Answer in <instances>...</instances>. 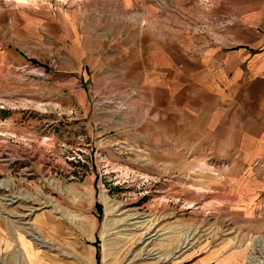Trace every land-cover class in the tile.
Masks as SVG:
<instances>
[{
  "label": "rangeland",
  "instance_id": "374dc122",
  "mask_svg": "<svg viewBox=\"0 0 264 264\" xmlns=\"http://www.w3.org/2000/svg\"><path fill=\"white\" fill-rule=\"evenodd\" d=\"M210 9L0 0V264H264V142Z\"/></svg>",
  "mask_w": 264,
  "mask_h": 264
},
{
  "label": "crops",
  "instance_id": "0c3cea01",
  "mask_svg": "<svg viewBox=\"0 0 264 264\" xmlns=\"http://www.w3.org/2000/svg\"><path fill=\"white\" fill-rule=\"evenodd\" d=\"M231 1L211 0L208 15H213L215 20L235 24L223 33L222 43H209L207 48L233 49L232 56L240 54L245 59L244 62L237 60L233 63L234 72L229 73L227 78L233 81V101L239 103L240 111L254 119V132L261 134L254 140L264 142V62L258 60L262 55L258 50L264 46V0H233L230 5ZM251 22L258 26L251 25ZM191 41L194 39L191 38Z\"/></svg>",
  "mask_w": 264,
  "mask_h": 264
},
{
  "label": "trees",
  "instance_id": "16d2710c",
  "mask_svg": "<svg viewBox=\"0 0 264 264\" xmlns=\"http://www.w3.org/2000/svg\"><path fill=\"white\" fill-rule=\"evenodd\" d=\"M97 207L99 208V205Z\"/></svg>",
  "mask_w": 264,
  "mask_h": 264
}]
</instances>
